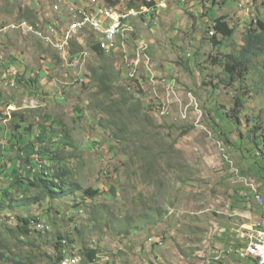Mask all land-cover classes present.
<instances>
[{
  "label": "rangeland",
  "instance_id": "obj_1",
  "mask_svg": "<svg viewBox=\"0 0 264 264\" xmlns=\"http://www.w3.org/2000/svg\"><path fill=\"white\" fill-rule=\"evenodd\" d=\"M143 1L0 0V32L21 21L64 28L67 16L54 11L57 3L84 12L128 11L132 3L139 11ZM151 1L152 9L126 21L119 36L127 35L115 53L97 56L90 48L96 40L83 36L89 42L84 56L75 53V67L31 35L2 34L0 162L12 160L0 171V195L9 186L15 197L12 179L28 177L17 160L26 128L34 126L33 142L36 126L50 123L72 139L73 147L60 138L49 145L62 150L66 161L58 165L71 170L68 180L98 193L0 212V264H56L57 235L76 255L83 244L97 251L93 262L81 264H234L235 254L216 260V252L238 243L245 226L263 219L247 184L253 181L264 196V176H255L247 153L243 159L225 140L232 144L238 131L245 134L257 124L264 137V55L230 86L222 59L240 50L251 22H264V0ZM220 18L233 36L217 35L222 46L214 47L210 31ZM135 38L148 46L137 86L126 79L123 61L133 59ZM102 74L109 92H100ZM237 96L242 105L235 126L230 117ZM40 192L32 187L28 195ZM17 217L36 218L30 236L20 234Z\"/></svg>",
  "mask_w": 264,
  "mask_h": 264
},
{
  "label": "trees",
  "instance_id": "obj_2",
  "mask_svg": "<svg viewBox=\"0 0 264 264\" xmlns=\"http://www.w3.org/2000/svg\"><path fill=\"white\" fill-rule=\"evenodd\" d=\"M112 4H114L112 2ZM143 4L151 7L154 5V2L143 1ZM128 9H133L134 5L129 3L127 6ZM215 35L211 38L212 45L215 47L222 46L221 41L217 40L216 35L222 36L223 39L228 40L233 36V29L229 28L228 24L222 20V18L215 20ZM250 28L246 29L242 37V46L237 53L225 54L223 56L224 60V72L227 74L225 80L226 85L230 86L231 83L240 82L243 80V73L248 70L253 69L254 64L253 60L264 55V22L260 19H256L254 23H250ZM76 45V44H75ZM76 49L80 50L82 47L76 45ZM76 49L72 51V54L75 53ZM92 51L99 57H103L104 54L96 46H92ZM213 61H217L216 57ZM221 63V62H220ZM253 67V68H252ZM100 92H109V80L108 76L102 74L100 77ZM242 105V100L237 96L234 100V109H232V116L230 120L234 119L235 126L240 125L238 121L239 110ZM227 120V119H226ZM263 126V125H262ZM19 127V126H18ZM17 127V128H18ZM33 128H26L28 131L27 139L25 138L22 147H20V152L17 155V160L19 162V171L23 173L26 171L25 175H28L26 178H21L16 176L12 179L10 187L17 190L21 196L18 198V193L16 196L12 195V192L9 191V186L3 188V191L0 195V212H10L16 208H22L29 205H36L40 203V200L48 199L54 201L57 198H74L75 193L80 192L88 198H93L97 195L98 191L81 188L80 184L76 181H69L68 177L71 175V170L69 168L62 167L58 165L61 161H66L62 150L52 151L49 148V145L60 138L64 140V145L73 147L72 139L68 132L65 129H60L56 131L52 124L50 125H39L36 126V133L34 141L32 142L29 137L33 132ZM261 128L260 125H255L253 129L245 134L242 131H238L237 128V141L232 144L226 139L225 142L229 144L233 149L235 146L242 153V158L247 159L245 156L246 152L248 159L251 160L250 167H256L253 174L255 176H264V137L257 129ZM66 141V142H65ZM19 142V139H16L14 143ZM248 145L250 147H246ZM256 150H259L260 153H257ZM1 153V151H0ZM12 158L5 159L4 163L0 162V171L2 172L11 162ZM9 161V162H8ZM46 164H44V163ZM59 162V163H58ZM16 173V172H15ZM37 188L41 191L40 195L30 197L28 194L31 188ZM18 229L22 236H30L31 230L30 226L33 221H36V218H16ZM62 239L60 235H57L54 248L59 255L61 254V244L59 240ZM82 250L80 252L81 260L84 263H91L96 259L97 251L90 250L82 245ZM59 255L57 260L59 259ZM17 264H33L29 262H18Z\"/></svg>",
  "mask_w": 264,
  "mask_h": 264
},
{
  "label": "built area",
  "instance_id": "obj_3",
  "mask_svg": "<svg viewBox=\"0 0 264 264\" xmlns=\"http://www.w3.org/2000/svg\"><path fill=\"white\" fill-rule=\"evenodd\" d=\"M144 10L148 11L146 8H143L142 11ZM54 11L56 13L61 11L65 13L67 16L66 25L58 31L51 26H46V42H50V39L58 36L63 40L58 47L65 49L70 40L80 42L83 36L89 34L93 37V40H102L108 53L112 49L114 35L117 32L125 31V23L131 18L130 16L133 17V14H140L142 12L134 10L119 11L113 8L84 12L73 6H68L65 10L58 3L55 5ZM40 26L45 25L40 23ZM20 27L24 33L32 32L37 37L35 27L28 26L24 22L20 24ZM6 29L4 28V30ZM252 192L254 194V202L259 206L261 214L264 216V198L255 188ZM239 239L241 240V247L236 252L240 259L239 264H264V219L262 222H256L247 227L239 235ZM219 256H221V253L215 259L217 260ZM59 264H79V259L70 257L61 260Z\"/></svg>",
  "mask_w": 264,
  "mask_h": 264
},
{
  "label": "clouds",
  "instance_id": "obj_4",
  "mask_svg": "<svg viewBox=\"0 0 264 264\" xmlns=\"http://www.w3.org/2000/svg\"><path fill=\"white\" fill-rule=\"evenodd\" d=\"M146 2H152L151 0H146ZM163 2H166V0H163ZM154 6V5H153ZM153 6H151V7H148V6H146V5H143V6H141L140 7V9H139V11H136V10H134V8L133 9H130V10H134V11H136V12H140V11H142L143 10V7L144 8H146V9H152L153 8ZM129 9H128V11H130ZM145 13V12H144ZM144 13H143V15H144ZM139 16H141V14L139 15ZM26 23V25H28V26H34L35 24H37V23H28V22H26V21H21V22H19L17 25H7L6 27H4V28H7L6 30H5V32H3V30L0 32V38L2 37V34H7V33H10V32H12V30H18V31H20L21 33H23L24 35H31V36H33V38L34 39H36V40H38L42 45H44L45 47H47L48 49H51L56 55H58V57L59 58H61V59H64V60H67L68 62H69V65L71 66V67H75L76 65H77V61L79 60L78 59V55H75V53H81L80 55H85V52H83V49H85V47H84V44L86 45V44H88V42L89 41H87V42H84V41H80V42H78V41H71L70 40V42H69V44L67 45V47L65 48V49H61L60 47H58L61 43H62V39H60L58 36L57 37H55V38H52V39H50V42H46L45 40H42V39H40V38H37V37H35L34 36V34L32 33V32H30V33H24L23 32V30H22V28L20 27V24L21 23ZM215 22H214V24H213V26H212V30L210 31V38H212V37H214V35H215ZM12 26H14V28H12ZM126 33V32H125ZM127 35V33L124 35V33H122V35L121 36H118L117 37V39H116V44H117V46H116V49L114 50V51H112V52H110V53H105L104 51H102L101 50V52L105 55H110V54H113V53H115L116 51H117V49L119 48V45L118 44H122V42L121 41H123L124 39H125V36ZM217 36V35H216ZM82 40V39H81ZM90 41H92V39L90 40ZM134 44H135V46H136V48H135V50L133 51V55H134V57H133V59L132 60H128L126 57H125V59L123 60L126 64H127V70H128V76H126V79H129V81H130V83L132 84V83H135V86H137L136 85V79H135V75H136V73H137V71H138V66L140 65V62H141V60H145L146 59V57H145V55L144 54H146L147 53V50H148V46L147 45H145L144 44V42L143 41H140V42H138V38H135V40H134V42H133ZM212 43V42H211ZM74 44H76L77 46H80V47H82V49H80V50H76L75 51V53H73L72 54V51L75 49L74 48ZM92 46H96V47H98L97 45H95L94 43L93 44H91V47L90 48H92ZM98 49H99V47H98ZM92 50V49H91ZM100 50V49H99ZM147 55V54H146ZM145 57V58H144ZM172 81V80H171ZM167 82V81H166ZM168 82H170V79H168ZM174 82V81H173ZM141 83V82H140ZM139 83V84H140ZM131 84H130V86H131ZM165 84L166 83H164V84H162V86H165ZM171 85H173V84H171ZM37 126H39V125H37ZM26 138V137H25ZM24 138V139H25ZM250 185H252L257 191H258V193L264 198V196L261 194V192H260V190H259V186H257L256 184H254L253 183V181H250L249 182V184H247V187H248V193H249V195H250V197H251V199H252V201H253V203H254V205L258 208V210H259V213H260V215H262L261 214V210H260V208H259V206H257L256 204H255V202H254V194H253V192H252V187H250ZM247 199V198H246ZM263 216V215H262ZM263 219H264V216H263ZM263 219L261 220V221H258V222H262L263 221ZM246 228L247 227H250V226H245ZM246 228H244V229H246ZM241 234V233H240ZM239 234V235H240ZM59 243L61 244V247H60V249H61V254L59 255V259L57 260V263L56 264H59V262L61 261V260H63V259H66V258H70V257H76V258H78L79 259V264H81V257L79 256V255H76V254H74L73 252H71V251H68V248H69V244H68V242H67V240L66 239H64V238H62V239H60L59 240ZM241 247V243H240V246L238 247V248H240ZM238 248H236V249H232L231 251H230V249H223L222 251H219V252H216V255L218 256V254L219 253H221V256L222 255H226V254H228V255H231V254H235V256H237L238 257V255H237V249ZM217 256H215V257H217ZM221 256H219V258L221 257ZM225 257H228L227 255L225 256ZM218 258V259H219ZM215 259V258H214ZM238 259H239V257H238ZM240 260V259H239ZM240 263V262H239Z\"/></svg>",
  "mask_w": 264,
  "mask_h": 264
},
{
  "label": "bare ground",
  "instance_id": "obj_5",
  "mask_svg": "<svg viewBox=\"0 0 264 264\" xmlns=\"http://www.w3.org/2000/svg\"><path fill=\"white\" fill-rule=\"evenodd\" d=\"M135 15L137 17L138 14H133V16H135ZM33 27H35L38 30V33H39L41 39L43 38L45 40L46 39V26H40V23H37ZM120 33L121 32H117L114 35L112 47L115 45L114 43L116 42V38L119 36ZM95 45H97L100 50L106 51V49H105V43L102 42V40H96ZM250 187H252V191H254V187L252 185H250Z\"/></svg>",
  "mask_w": 264,
  "mask_h": 264
},
{
  "label": "crops",
  "instance_id": "obj_6",
  "mask_svg": "<svg viewBox=\"0 0 264 264\" xmlns=\"http://www.w3.org/2000/svg\"><path fill=\"white\" fill-rule=\"evenodd\" d=\"M237 237H238V239H239V236H237ZM240 242H241L240 239H239V242H238V243L231 242L232 246H234V247L230 246L228 249H230V251H231L232 249H236V248H238V247L240 246ZM235 245H236V246H235ZM235 258H236V261H235L234 264H239L240 260L238 259L237 256H235ZM232 262H233V260H232ZM231 264H232V263H231Z\"/></svg>",
  "mask_w": 264,
  "mask_h": 264
}]
</instances>
